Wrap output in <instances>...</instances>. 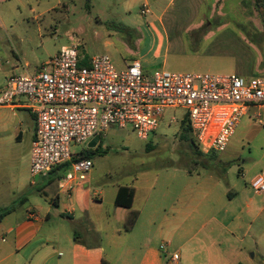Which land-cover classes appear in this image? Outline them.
Masks as SVG:
<instances>
[{
    "label": "rangeland",
    "instance_id": "obj_1",
    "mask_svg": "<svg viewBox=\"0 0 264 264\" xmlns=\"http://www.w3.org/2000/svg\"><path fill=\"white\" fill-rule=\"evenodd\" d=\"M217 1L222 5L211 6L214 0L195 5L193 2H198L194 0L190 1L193 6H189L190 3L175 0L169 5L151 3L150 9L145 7V0H89V4L87 0L4 1L0 3V89L8 77L34 72L61 49L69 48L73 41L78 45L80 59L88 62L94 56L106 55L118 72L133 58L138 60L137 54L142 49L143 56L152 58L150 49H158L159 44L150 37L141 42L140 31L146 32L143 27L151 19L147 10L159 13L164 6H167L165 20L176 16L180 28L199 25L197 31L186 35L172 33L165 70L184 73L213 70L245 79L264 78V0ZM194 65L208 70L181 67ZM160 68L161 64L144 66L142 70L150 80ZM185 113L183 109H165L147 141L140 140L129 127H111L101 134L100 146L91 149V171L81 182L82 188L87 186L84 189L92 201L95 195L102 194V203L96 204L101 215L91 212L87 222L65 224L58 231L60 247L67 246L68 237L73 240L79 237L87 245L100 244L103 261L108 264H141L149 244L164 255L162 264H174L171 261L174 254L179 258L178 264H216L213 255L219 258L220 251L224 258L226 252L218 246V234L212 230L214 223L198 231L200 225L194 221L199 227L190 238L183 231L166 226L163 219L172 207H178L176 199L182 192L187 223H192L193 211L212 205L205 198L207 192L212 191L217 199L226 202L229 192L242 191L246 198H252L251 210L237 222L252 221V235L259 234L256 231L261 227L263 237L256 236V242H247L251 248L247 254L250 264H264V194L255 195L249 186L253 177L264 172V105L249 109L223 153L202 152L196 142L195 146L192 143V133L187 134V139L182 138L181 121ZM22 115L19 111L0 110V208L13 206L11 213L16 211L15 215L21 217L28 208L43 214L50 207L51 226L56 227L64 211L53 206L38 186H31L26 144L16 139L14 130L19 122L16 116ZM70 150L72 154L86 152L88 142L72 145ZM57 171L63 175L67 170ZM118 186L138 190L134 208L141 215L137 224L127 230L125 225L105 219L115 209L112 195ZM22 198L25 201L21 203ZM236 202L243 201L238 198ZM13 217L4 223L14 220ZM2 237L0 231V246ZM187 238L191 241L185 247ZM189 248L194 250L192 255L187 252Z\"/></svg>",
    "mask_w": 264,
    "mask_h": 264
},
{
    "label": "built area",
    "instance_id": "obj_2",
    "mask_svg": "<svg viewBox=\"0 0 264 264\" xmlns=\"http://www.w3.org/2000/svg\"><path fill=\"white\" fill-rule=\"evenodd\" d=\"M78 45L61 49L40 69L11 76L0 91V109L25 108L35 118L29 176L66 168L59 188L71 191L86 180L89 159L71 153L111 127L131 128L147 141L165 109H183L202 152L223 153L249 109L264 105V78L235 74L179 73L156 70L151 79L140 61L115 70L109 57H92L79 66ZM66 166V167H64ZM255 195L264 194V172L250 182ZM162 244L160 249H164ZM177 254L171 261L178 262Z\"/></svg>",
    "mask_w": 264,
    "mask_h": 264
},
{
    "label": "crops",
    "instance_id": "obj_3",
    "mask_svg": "<svg viewBox=\"0 0 264 264\" xmlns=\"http://www.w3.org/2000/svg\"><path fill=\"white\" fill-rule=\"evenodd\" d=\"M4 1L9 0H0V3ZM174 1L175 0H145L144 5L149 8L151 3L153 5H159L161 3L168 2L169 5V3L173 4ZM190 1L194 0H182V3L189 4ZM196 1L198 4L193 2L195 5H202L204 3L202 2L203 0ZM199 1L201 2L199 3ZM216 1L217 0H214V3H210L211 6L222 5L220 2ZM193 3H190L189 6H193ZM165 7L167 6H164L159 13L147 10L146 15H151V19L146 22L147 26L143 27L146 29V32L143 33L140 31L143 35L142 41H140L144 43L147 40V37H150L154 42H158L159 47L156 50L150 49L152 58L143 56L142 52L144 49H142L141 52H138V61H140L142 68L144 66L155 67L161 64L160 69L165 70V57L170 52L169 48L171 44V37L173 36L172 33H175L177 36H182L181 34L186 35L197 31L199 28V25H188L180 28L178 18L176 16L165 20ZM0 22H2L1 19ZM206 37L211 38L213 35H206ZM154 48H156L155 45ZM193 57L199 56L194 55ZM134 60H136V58H133L127 64ZM25 67L28 66L25 64ZM40 67L35 70H38ZM181 67H183L182 69L184 70H208L201 65ZM177 68L179 69L180 66L175 69ZM211 71L213 70H210V72ZM213 72L215 73L211 74H231H227L223 71ZM3 88H1L0 91ZM2 109L9 110L11 112L19 111L23 113L20 117L16 116V118H19V122L18 127L14 131L16 132V139L19 141L21 140L26 144L28 167H30V149L32 141L34 140L35 118L29 110L20 106H16L13 110L7 108ZM97 137H99V141L96 144L92 143L94 138L88 142V146L95 145L94 147H88L89 149L97 147L100 142L101 135ZM61 177L62 175H60L57 170H54L47 175L36 177L34 184H31V186H38V189L42 192V194L49 197V201L53 204V206L58 208L60 207L62 211H64L60 214L61 217L58 219L56 227L51 226L53 219L51 214L52 208L50 207H47L43 214H40L41 212L35 208H28V210H25V215H22L21 217L15 215L16 211L8 214L0 222V231L3 235L1 239V243L3 245L0 246V264H102L103 248L100 244L87 245L81 240V238L79 239V237H77L76 240L69 239L68 237L66 240L67 246H59L61 242L58 236V231L61 230L67 223L74 225L89 221L88 216L91 212H93L96 216L101 215L99 212V206L96 204H100L103 201V196L100 193L95 195V200L92 201L93 199L89 197L88 191L84 189L87 188V186L82 188L81 183L76 184L71 191L61 190L59 188V180ZM54 180H56L55 183L53 182ZM119 187L120 186L115 188L112 195V203L115 209L112 211L111 215L105 216V219L114 220V223L121 226L125 225L129 215L132 212H135L137 213V218L133 225L134 227L139 221V217L141 215V211L134 208L138 190L136 187L130 186L134 189L132 207L122 208L116 207L114 204ZM184 196L185 192H182V194L180 193L176 199L178 207L174 206L168 213H166L165 218L163 219L166 226H173L174 228L183 231L185 233L184 235L192 238L197 233L195 230L199 227L198 225H200V229L198 230L200 231L205 229V227L210 223H214L215 227L212 230H215L218 234V246L226 252L224 258H222L224 254L219 250V258L213 255L212 259L217 262L216 264H250L251 258L248 257L247 252H249L251 248L250 246H247V242L250 240L256 242V236L260 238L263 237V231L259 226L256 231L259 234L255 233V235H252V221L248 220L246 223L237 221H241L242 215L249 214V211L251 210L250 203L252 198H246V193L242 191L229 192L227 195L228 201L225 202L223 198L217 199L212 191L207 192L205 198L212 204L211 207L206 206L205 208L202 207L200 209H196L191 215L190 220L192 223H187L188 215L186 212V199ZM238 198L243 201L242 203H244V206H242V203L238 204V202H236ZM24 201L25 198L20 200L21 203ZM99 201L100 203H98ZM11 216H14V220L12 219L11 221L4 223L8 220V218H11ZM63 216L67 217L64 218ZM257 216L258 213H256L255 217ZM194 221L198 223V225L194 224ZM151 224H154V222ZM44 227H47L45 231ZM190 238L185 239V247L187 246V242L191 241ZM221 245H223V247H221ZM187 252L189 255H192L194 250L189 248L187 249ZM143 254L144 256L141 264H162L164 260V257L162 258L164 255L160 254L159 251H154L149 244H146L145 252ZM176 264H178V262Z\"/></svg>",
    "mask_w": 264,
    "mask_h": 264
},
{
    "label": "trees",
    "instance_id": "obj_4",
    "mask_svg": "<svg viewBox=\"0 0 264 264\" xmlns=\"http://www.w3.org/2000/svg\"><path fill=\"white\" fill-rule=\"evenodd\" d=\"M87 4H89V0H87ZM88 65H89V63L87 61L80 59L79 66L87 67ZM181 123H182V129L184 131V133L182 134V138L187 139V134L192 133L190 125H189L187 114L184 115V118L181 121ZM192 143L195 146V140H193ZM99 146H100V144H98L96 148H98ZM91 152H92V150L89 149L86 152L79 153L78 158L79 159H90ZM64 167H66V166H64ZM133 198H134V189L132 187L120 186L118 188V191H117V194H116V197L114 200V204L116 207L131 208L132 203H133ZM13 209H14L13 206L7 207V208H0V222L5 216L10 214L13 211ZM136 218H137V213L132 212L129 215V217L125 223V230L133 227V225L136 221ZM102 264H108V262L102 261Z\"/></svg>",
    "mask_w": 264,
    "mask_h": 264
},
{
    "label": "water",
    "instance_id": "obj_5",
    "mask_svg": "<svg viewBox=\"0 0 264 264\" xmlns=\"http://www.w3.org/2000/svg\"><path fill=\"white\" fill-rule=\"evenodd\" d=\"M99 141V137H95L93 140H92V143L93 144H96L97 142ZM95 145H89L88 147H94Z\"/></svg>",
    "mask_w": 264,
    "mask_h": 264
}]
</instances>
